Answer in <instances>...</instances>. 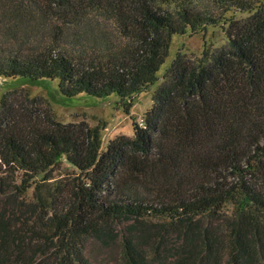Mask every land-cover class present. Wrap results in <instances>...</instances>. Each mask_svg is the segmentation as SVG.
<instances>
[{"label": "trees", "instance_id": "16d2710c", "mask_svg": "<svg viewBox=\"0 0 264 264\" xmlns=\"http://www.w3.org/2000/svg\"><path fill=\"white\" fill-rule=\"evenodd\" d=\"M228 22L227 44L178 51L145 124L106 150L99 123L64 122L27 88L3 95L0 188L15 207L0 210V264H97L92 240L113 264H264L262 0H0V76L117 92L131 113L174 34ZM64 158L78 172L29 200Z\"/></svg>", "mask_w": 264, "mask_h": 264}, {"label": "rangeland", "instance_id": "374dc122", "mask_svg": "<svg viewBox=\"0 0 264 264\" xmlns=\"http://www.w3.org/2000/svg\"><path fill=\"white\" fill-rule=\"evenodd\" d=\"M262 2L264 7V0H262ZM255 11L256 9L244 10L233 8L228 11L226 15L227 17L245 19ZM21 12L23 11L21 10ZM23 16L27 21H33L35 19L33 15L27 12H25ZM15 25L16 24H14V27ZM228 26L229 22L210 25L196 33L188 31L187 33L174 34L169 47V54L158 72L159 80L149 88L135 95L131 113H128L120 103V96L117 92H112L106 97H100L86 92H80L76 95H67L61 89L58 78H47V76L37 79H32L24 75L16 77L0 76V107L2 97L7 91L27 88L32 94L31 96H44L56 111V117L64 120V122L85 119L93 125L99 123L103 127L101 132L102 149L106 150L109 141L116 135H134V118L140 122V124H145V115L153 104L154 93L160 83L165 79L166 71L170 64L173 63L178 51L181 49L191 57H201L205 47L213 49L229 42L226 31ZM64 159L63 169L57 170L55 176L51 179L44 180L43 173L38 175L37 179L26 193L29 200L36 199L34 192L37 186H40V190L44 194H48V189L50 187L54 188L60 181H64L66 178L70 179L78 172L77 167L72 162L67 160V158ZM6 206L9 209L8 213L15 207L10 199V194L0 188V210L4 209ZM231 206H233V204L231 202L228 203L230 209ZM124 227V222L118 224L119 229H123ZM99 247V243L94 240L89 243V249H93L94 252H91V257L96 260L97 264H113L109 259L106 260V250ZM118 249L119 247L117 244L112 248L115 254L118 253Z\"/></svg>", "mask_w": 264, "mask_h": 264}]
</instances>
